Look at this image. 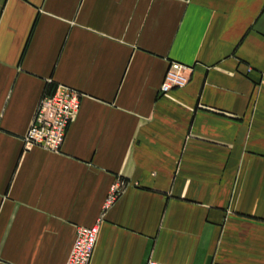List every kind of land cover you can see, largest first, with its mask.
Here are the masks:
<instances>
[{
	"label": "crops",
	"instance_id": "1",
	"mask_svg": "<svg viewBox=\"0 0 264 264\" xmlns=\"http://www.w3.org/2000/svg\"><path fill=\"white\" fill-rule=\"evenodd\" d=\"M60 84L62 150L26 149ZM97 221L91 264H264V0H0V264H66Z\"/></svg>",
	"mask_w": 264,
	"mask_h": 264
},
{
	"label": "built area",
	"instance_id": "2",
	"mask_svg": "<svg viewBox=\"0 0 264 264\" xmlns=\"http://www.w3.org/2000/svg\"><path fill=\"white\" fill-rule=\"evenodd\" d=\"M189 71V66L180 62H171L162 83L161 92L167 93L185 86L190 79ZM81 97L79 90L64 84L58 85L53 92L46 93L39 102L28 133L23 138L25 148L39 147L60 152L68 127L80 110ZM123 186L121 181H117L112 186L107 198V207L119 197ZM99 229L100 221L89 227L77 228L76 238L66 264H91ZM147 264L168 263L149 259Z\"/></svg>",
	"mask_w": 264,
	"mask_h": 264
}]
</instances>
